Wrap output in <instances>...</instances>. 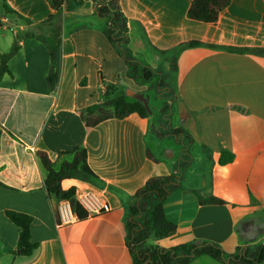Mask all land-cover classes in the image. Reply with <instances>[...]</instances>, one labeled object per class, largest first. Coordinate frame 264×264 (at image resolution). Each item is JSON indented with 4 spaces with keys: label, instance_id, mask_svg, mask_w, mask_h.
<instances>
[{
    "label": "crops",
    "instance_id": "0c3cea01",
    "mask_svg": "<svg viewBox=\"0 0 264 264\" xmlns=\"http://www.w3.org/2000/svg\"><path fill=\"white\" fill-rule=\"evenodd\" d=\"M191 2L119 0L125 18L143 31L141 62L170 66L160 52L203 43L177 56L171 123L188 132L194 145L182 188L163 204L176 229L149 242L164 249L213 243L234 254L239 246L251 247L247 229L256 221L264 224V55L254 53L264 49V0H231L214 24L188 19ZM3 5L23 19L1 14ZM0 6V56L12 49L17 35L31 36L20 41L0 81V264H132L125 207L148 179L173 171L179 147L155 135L144 90L127 77L91 1L64 0L60 16L47 0H0ZM151 53L159 59L151 61ZM51 64L57 73L53 89L47 82ZM107 87L113 88L112 98L142 102L148 117L131 114L88 128L81 114L102 101ZM75 149L86 152L96 178L66 179L63 190L93 193L109 210L59 226L58 202L47 193V172L36 152L56 162ZM223 150L233 160L221 166ZM210 196L224 204H199L200 197ZM8 212L31 218L32 242L38 244L31 256L13 253L19 228ZM189 264L221 263L202 255Z\"/></svg>",
    "mask_w": 264,
    "mask_h": 264
},
{
    "label": "trees",
    "instance_id": "16d2710c",
    "mask_svg": "<svg viewBox=\"0 0 264 264\" xmlns=\"http://www.w3.org/2000/svg\"><path fill=\"white\" fill-rule=\"evenodd\" d=\"M89 1L94 5L95 16L105 21L103 34L117 56L123 60L127 68V77L139 87L158 82L160 87L157 89H163L165 93H173L171 104L161 112L164 116L161 115L160 117L165 120V123L161 124L159 129L153 131L158 138L167 137L172 139L180 149L179 157L169 175L148 179L143 187L131 197L125 207L123 228L125 244L131 256L132 264H189L193 259L202 255L221 264L264 263V244L254 248L239 246L234 254H227L221 247L213 243H191L164 249L149 242L152 238L167 237L176 229L173 224L166 220L163 204L172 193L182 188L186 174L193 164L192 148L194 145L193 138L188 132L182 128H174L171 123L178 93L176 80L177 56L183 50L202 47L203 43L190 41L179 45L173 51L160 52L161 55H168L170 60L169 73L174 75L173 79L167 80L159 66L145 64L138 59L139 54L146 49L143 31L137 22L125 18L119 0ZM47 2L54 11L55 16L62 14L64 0H47ZM230 3L231 0H192L187 11V17L190 20L205 24H214L218 21L221 12ZM1 14L12 16L18 20L23 19L6 5H3ZM29 37L31 36L24 35L21 37L17 35L12 49L0 56V81L5 74L9 73L8 62L18 53L20 41ZM254 51L256 54L264 55V49ZM52 54L51 52V57ZM56 79V69L51 64L47 76V82L51 89L54 88ZM112 91V87H107L102 101L82 112L81 116L88 128L95 127L111 118L122 120L131 114H137L141 118L148 117V110L142 102L129 101L122 96L112 98ZM202 152L207 155V159H210V152L207 148H203ZM36 156L47 172L45 180L47 193L53 196L56 202L68 201L77 218L79 220L86 219V212L75 201L74 188L68 190L62 188V182L66 179L87 181L96 178L87 165L86 152L75 149L70 154H60L56 162H52L45 152H36ZM147 158L156 162L149 151H147ZM232 160L233 155L230 152L221 151L219 165H227ZM199 204L223 205L224 201L213 196L200 197ZM7 217L19 228L17 248L13 253L23 257L31 256L38 247V244L32 242L31 238V218L14 212H8Z\"/></svg>",
    "mask_w": 264,
    "mask_h": 264
},
{
    "label": "rangeland",
    "instance_id": "374dc122",
    "mask_svg": "<svg viewBox=\"0 0 264 264\" xmlns=\"http://www.w3.org/2000/svg\"><path fill=\"white\" fill-rule=\"evenodd\" d=\"M5 33L8 35L11 34L10 31L8 30H5ZM149 56L152 58L151 61H157L159 59V56L156 54L151 53ZM143 59H145V56ZM146 63H149V62H146ZM149 64H153V63H149ZM160 69L162 70V74L163 75L165 74L164 76L166 77L167 80H171L174 78V75L173 74L170 75L169 73L170 72L169 64H167V66L165 67L161 65ZM167 75H168V78H167ZM170 82H174V81H170ZM154 83L156 87L154 86ZM154 83L152 84L149 83V84H146L140 87L143 88L144 90L143 93H144L145 103H147L150 113L153 114L152 118L155 121L153 130L154 129L156 130L160 128L161 124L165 123V120H162V118L160 117L161 115L164 116V114H161V112L166 109V106L168 107L171 104L173 100L172 99L173 93L172 94L170 92L165 93L163 89L162 90L157 89L160 86L158 85V82H154ZM245 231L246 230H244V232ZM247 233L252 234L248 242L249 246H251L250 248L252 247L254 248L255 246L264 244V224L263 222L256 221L251 227L247 229Z\"/></svg>",
    "mask_w": 264,
    "mask_h": 264
},
{
    "label": "built area",
    "instance_id": "2783aa9c",
    "mask_svg": "<svg viewBox=\"0 0 264 264\" xmlns=\"http://www.w3.org/2000/svg\"><path fill=\"white\" fill-rule=\"evenodd\" d=\"M74 198L76 203L86 212L87 217L100 215L109 210L107 204L93 193H75ZM56 212L59 226L71 224L77 217L68 201L58 202Z\"/></svg>",
    "mask_w": 264,
    "mask_h": 264
}]
</instances>
